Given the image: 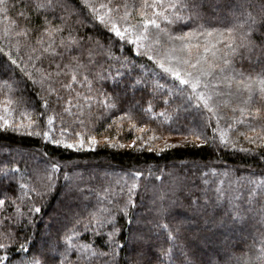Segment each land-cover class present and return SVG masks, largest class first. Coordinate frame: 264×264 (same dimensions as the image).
<instances>
[{"label":"snow or ice","instance_id":"6c2138e0","mask_svg":"<svg viewBox=\"0 0 264 264\" xmlns=\"http://www.w3.org/2000/svg\"><path fill=\"white\" fill-rule=\"evenodd\" d=\"M0 135L264 165V0H0ZM0 148V264H264V167L64 172L44 221L79 165Z\"/></svg>","mask_w":264,"mask_h":264},{"label":"trees","instance_id":"16d2710c","mask_svg":"<svg viewBox=\"0 0 264 264\" xmlns=\"http://www.w3.org/2000/svg\"><path fill=\"white\" fill-rule=\"evenodd\" d=\"M97 37L101 42L107 41V34L97 32ZM118 47V46H117ZM119 55V52L116 53ZM124 55H129L127 50L124 51ZM133 58L135 54H132ZM143 61L137 60V63H142ZM151 66V65H149ZM164 83V81H161ZM38 90V89H37ZM28 95H32L31 89H29ZM34 99H38L34 97ZM163 105H160L156 108V111H160ZM118 115V113H114ZM164 118L161 117V120ZM109 121H104L103 123H108ZM157 122H152L151 126L156 127ZM103 125L97 127V134L101 132ZM112 135L113 133H108ZM132 135L127 131V125H125V131L122 134V140L124 142L131 141ZM181 139V137L173 136L172 140ZM162 143V142H160ZM11 144L13 147H22L25 151L29 149L39 148L42 152H47L49 157L54 158L59 161L62 165L67 162L72 164L79 165L77 168L64 167L60 172L57 173L59 178V183L56 189L47 197L44 201V221H47L50 215L56 214L58 210L61 209V193L59 185L63 184L64 181V172H79L83 173L85 179L87 180L89 174H102V173H120L123 171H136L144 170L145 177L147 178V169L151 168L155 175H160L161 173L157 170L158 168H163L167 172L170 168L179 165L180 162H185L191 168L192 164L203 165L207 163L209 167H218L220 171H223L224 166L227 165L229 168L234 166H240L242 164H251L253 167H264V165H257L252 160L245 161L242 157L243 154L233 153L231 151L227 152H218L212 154L207 149L197 150L194 148H173L170 150H165L163 152H149L147 149L143 151H136L134 149H112L106 146H98L94 150L83 149L80 151L77 150H65L63 148H57L54 145L48 144L41 140L35 138L21 137L19 135H0V145L6 146ZM247 146V145H245ZM6 148H0V159H5L10 157L5 156ZM28 159L34 166L44 167V160L40 159L38 162L33 161L31 157H25ZM165 165H168V168H165ZM111 166V167H110ZM201 171H207V169H201ZM107 183V181H103ZM144 180H141V185L144 184ZM101 183V180L95 181L91 186L96 187ZM156 183H159L158 181ZM143 191V188L140 189ZM39 221L38 227L44 229L45 222Z\"/></svg>","mask_w":264,"mask_h":264}]
</instances>
